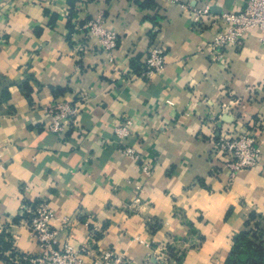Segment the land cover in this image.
I'll use <instances>...</instances> for the list:
<instances>
[{"label": "crops", "instance_id": "0c3cea01", "mask_svg": "<svg viewBox=\"0 0 264 264\" xmlns=\"http://www.w3.org/2000/svg\"><path fill=\"white\" fill-rule=\"evenodd\" d=\"M244 5L0 0V264L39 251L22 206L42 197L55 209L60 245L92 249L84 264L106 248L141 263L166 244L186 250L181 264H226L250 216L264 217V134L259 164L233 179L214 156L211 139L218 115L232 121L220 123L222 129H232L264 112V102L252 100L264 89L261 31L252 29L241 46H228L225 60H214L208 49L227 28L218 16ZM206 6L211 15H191V8ZM99 17L118 35L113 62L88 32ZM154 46L166 49V66L142 75ZM82 96L83 130L52 132L45 108ZM128 120L122 142L115 128ZM123 144L141 161L122 153ZM142 162L155 166L151 175ZM136 197L140 211L129 213Z\"/></svg>", "mask_w": 264, "mask_h": 264}, {"label": "built area", "instance_id": "2783aa9c", "mask_svg": "<svg viewBox=\"0 0 264 264\" xmlns=\"http://www.w3.org/2000/svg\"><path fill=\"white\" fill-rule=\"evenodd\" d=\"M178 1V0H171ZM191 15L201 17L211 15V7L191 8ZM218 19L227 25L224 30L218 31L208 49L214 60H225L226 48L228 46H241L246 32L258 28L261 31L260 40L264 44V0H245V5L240 11L224 12ZM90 36L99 39V46L106 53L107 58L114 61V50L118 46V35L115 31L105 29L103 20L99 17L87 24ZM5 34L0 32V46ZM142 75L156 74L162 72L166 66V49L163 46H154L150 49L144 60ZM259 90V89H258ZM254 96H258L255 94ZM253 98V97H252ZM261 97L258 96V100ZM86 97L82 96L75 102L58 101L50 104L45 111L51 115L52 123L49 129L52 132L60 133L67 127L82 131L81 109ZM226 106V105H225ZM223 107V110H231V106ZM233 106V107H232ZM131 120L127 124L117 126L116 134L122 139L127 138L130 133ZM264 134V131H263ZM262 134L249 132L248 134H233L224 129L212 132L213 154L217 161L231 171V178L246 168L258 165L262 150ZM120 151L135 161H141L136 149L130 145L123 144ZM143 172L151 175L154 165L150 162H142ZM222 166L215 168L218 174ZM141 198L136 197L127 204L129 213L140 211ZM25 215L26 226L31 235L39 244L37 253L19 252L11 258L14 264H84V257L90 256L92 249L87 244L75 246L67 241L62 246L59 243L58 230L53 225L55 209L47 197L38 198L33 202L25 203L22 206ZM67 220L65 219V222ZM94 237V236H93ZM145 243L144 239H140ZM93 264H179L177 258L172 254L169 244L153 248V251L144 258L141 263H136L125 254L116 252L113 248L99 249L93 257Z\"/></svg>", "mask_w": 264, "mask_h": 264}, {"label": "trees", "instance_id": "16d2710c", "mask_svg": "<svg viewBox=\"0 0 264 264\" xmlns=\"http://www.w3.org/2000/svg\"><path fill=\"white\" fill-rule=\"evenodd\" d=\"M256 216L258 217L253 213L247 222V227L255 223L254 227L246 228L235 235L226 264H264V228H259L261 224L257 222ZM181 258H178L179 261ZM9 264L14 262L9 260Z\"/></svg>", "mask_w": 264, "mask_h": 264}, {"label": "rangeland", "instance_id": "374dc122", "mask_svg": "<svg viewBox=\"0 0 264 264\" xmlns=\"http://www.w3.org/2000/svg\"><path fill=\"white\" fill-rule=\"evenodd\" d=\"M260 89H259V91L257 90L255 92H256V94H258L259 97H261V99L258 100V96H253V99L252 100H254L256 102L257 101H260L261 103H263L264 102V96L262 95V93H261V95L259 93L262 90L264 91V89L263 88H260ZM227 106L229 107V106H231V104L226 105L225 107H227ZM229 111L230 110H228L227 112H229ZM226 122H232V121H230V118H225V117H223L221 119V117L219 115L217 116L216 119L213 118L212 119V123H213V125H212V131L221 130L223 128V125H225ZM220 123L221 124L223 123V125H220ZM224 130L226 132H230L231 131V133H233V134H242V135L248 134L249 132H252V133L253 132H256V133L262 134V136H263V131H264V112H262V114H260V116L257 115V118L256 119H253L252 121H250V125L249 126L244 125L241 128H232V129H230V128H224ZM262 143H263V138L261 137V144ZM256 166H254V167H256ZM254 167H251V168H254ZM246 169H250V168H246ZM231 179H233V177ZM257 222H259V224H261L259 226L260 229L261 228H264V217L263 216H258L257 217ZM254 224L255 223H253L252 225L248 226L247 228H251L252 226L254 227ZM199 239H200V235H199ZM166 245L168 246V244H166ZM172 247H174V250H172V254L177 258L178 263L181 264L183 262L184 257H185L186 250H184L182 248H179L175 244L169 245V248H172ZM179 257H182L181 258V261H179V259H178Z\"/></svg>", "mask_w": 264, "mask_h": 264}]
</instances>
